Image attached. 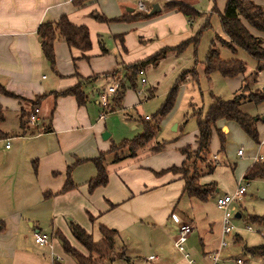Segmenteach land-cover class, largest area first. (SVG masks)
Instances as JSON below:
<instances>
[{
	"label": "crops",
	"instance_id": "0c3cea01",
	"mask_svg": "<svg viewBox=\"0 0 264 264\" xmlns=\"http://www.w3.org/2000/svg\"><path fill=\"white\" fill-rule=\"evenodd\" d=\"M177 1L194 9L198 17L188 21L181 13L165 11L167 0H152L151 5L139 1L137 8L130 6L126 0H91L81 8L74 7L72 0H0V85L6 92L18 97L0 93V264H53L54 257H58L61 264H74L70 257L62 253L61 245L56 247L53 243V238L59 240L61 236L72 247L79 248L71 236V224L84 229L94 243L102 240L100 227L117 232L114 249L117 254L123 253V257L103 262L106 264H191L189 260L194 264H212L210 255L218 249L220 241L217 249L206 251L205 248L212 245V242L210 239H200V253L192 259L189 254L185 258L174 247L179 223H175L171 216H177L180 221L192 227L187 240L191 246L195 233H198L197 222L200 221L196 219L194 206L204 202L189 199L183 193L184 182L180 175L163 172L171 167H180L183 157L178 149L184 146L195 149L197 132L192 143L177 146L172 144L173 141L164 142L160 152L155 153L146 148L134 158L124 157L114 163V154L107 153L112 145H118L110 139L113 134L106 132L105 119L101 121L99 117H94L88 106L85 107L89 102V94L97 96L114 84L111 74L119 71L122 75L124 69L120 66L140 63L164 49L170 50L171 54L155 67L145 66L138 76L137 86L141 87L137 89L138 95H142V92L146 94L147 89L154 88L153 97L158 94L165 101L176 84L181 95L187 84L197 80L199 75L205 77L204 65L210 44L215 36L224 38L222 30L213 31V25L219 23V14L223 13L228 0H222V9L216 6L218 14L212 11L216 0H207L204 9L198 7L203 0ZM251 1L261 7L260 0ZM140 3L146 13H150L155 4L160 7V12L148 19L133 21L131 18L134 15L145 13L138 9ZM93 13L107 20L121 16L130 20L98 22L92 17ZM63 16L72 24L88 29L91 49L85 53L88 59H83L79 51L70 50L62 42L56 43L55 67L52 69L42 55L37 29L41 23L56 22ZM207 20L212 30L208 31L207 49L204 42L197 60L193 42H189L180 52L174 51L181 44L191 41ZM243 24L252 35L264 40L262 33ZM218 49L223 61L239 60L237 55L242 51L238 49L232 54L223 47L218 46ZM257 65L255 61L254 68H248V74L257 73L255 88L264 93V87L261 88L258 81L264 69L257 71ZM215 75L219 74L214 73L205 78L210 80ZM78 78L85 80L82 89L87 102L82 107L76 104L73 97L55 96L75 87L79 83ZM226 79L238 82L234 97L242 87L244 76ZM148 84L153 86L148 88ZM41 95L46 97L36 108L39 111L36 125H28L27 119L21 122L20 113L29 112L30 109L27 101H34ZM212 97L225 101L211 95L208 109L213 103ZM95 103L100 107L98 97ZM244 103L253 102L242 99L240 109ZM137 106L132 109L124 105L122 110H114V113L133 120V129H138L136 120L138 116L142 117L135 111L134 107ZM255 106L264 107L263 104ZM190 110L196 123V115L204 117L207 113H203V106L192 100L188 104V112ZM133 111L137 117H133ZM146 118L149 117L143 119ZM256 119L258 132V123H264V116ZM168 120L165 117L160 125L166 124ZM173 123L176 124L173 132L183 133L184 124L170 121V124ZM215 127L210 148L213 141L219 145L217 131L222 132L226 143L231 128L240 129L237 124L223 120L217 122ZM141 132L142 126L139 134ZM159 133L160 130L157 138ZM7 143L9 148L5 147ZM263 143L264 139L260 140L258 147L264 148ZM225 145L223 152H219L220 146L217 153L212 154L210 150L213 160L221 163L219 165L225 164L224 158L218 157L219 154L225 155ZM257 151L249 155L250 162L245 171L261 155ZM104 153H107L104 165L108 182L106 186L90 191L89 183L97 176L90 160ZM119 153L126 154L125 151ZM165 153L175 154L178 161L164 167L162 164L154 165L157 164L155 161L159 159V154ZM243 155L242 152L239 157ZM77 161L80 162L76 164ZM72 166L70 179L73 187L62 191L67 182V170ZM204 179L201 180L202 184L215 182ZM215 183L217 189L210 198L216 201L222 195H218V184ZM236 213L240 217L235 219H241L242 214L239 211ZM200 223L207 224L209 228L212 226L209 220H201ZM37 231L50 237L52 250L35 244L33 235ZM232 237L233 243L243 242L239 233L232 234ZM222 250L219 253V264H235L237 259L241 260L228 257L221 262ZM79 251L83 252V249Z\"/></svg>",
	"mask_w": 264,
	"mask_h": 264
},
{
	"label": "trees",
	"instance_id": "16d2710c",
	"mask_svg": "<svg viewBox=\"0 0 264 264\" xmlns=\"http://www.w3.org/2000/svg\"><path fill=\"white\" fill-rule=\"evenodd\" d=\"M91 0H72V4L76 8H81ZM165 11H176L184 15V17L190 21L193 18L198 17V13L190 6L177 1L167 0L164 4ZM212 11L218 14L216 5L214 3ZM92 17L98 22H126L129 21L126 16H121L117 19L107 20L102 15L93 13ZM156 14L150 15L149 13H138L134 15L131 20H144L148 19ZM246 23L249 27L255 31L264 35V9L251 0H228L223 13L219 14V23L223 32L224 38L215 36L211 42L206 60H205V77L209 78L212 74L217 73L222 78H234L239 75H243L244 79L248 74L247 66L240 60L223 61L220 58L218 46L223 47L235 54L238 49L244 51L249 57L258 63L257 71L263 69L264 64V40L252 35L243 24ZM210 25L208 20L206 24L196 33L191 41L181 44L174 51H182L189 42H193L197 45L199 38L203 31L209 29ZM37 36L40 41V48L44 59L48 62L50 67H55V55L54 45L58 42L64 43L70 50L74 49L82 54L83 59H88L85 53L90 51L91 42L89 38L88 29L85 26H76L72 24L67 17L63 16L56 22H43L37 29ZM170 51L164 49L150 58L130 66H120L124 69L123 77L118 78L117 74H111L113 81L117 83L116 92L110 101V105L114 108L119 107L124 99L126 90L138 89L137 82L138 76L145 66H157L158 63L166 57V53ZM73 61H76L75 59ZM79 83L61 94H55L56 97L70 96L75 99L78 106L82 107L86 105L87 97L82 89L84 79L78 78ZM153 89L146 90V99L153 98ZM178 91V84H176L169 92L166 100L154 114L152 123L151 119H141L137 117L136 122L142 126V132L130 141H124L118 145H112L107 153H113V162H119L124 157L134 158L138 153L148 147L150 142L158 134L160 130V122L170 113L174 107L175 98ZM0 93L8 97H14L5 91L0 85ZM242 94L234 95L233 99L229 101H223L219 98L212 97L213 103L209 107L204 117L197 116V135H196V148L191 146H184L178 149V152L183 157V161L180 167H171L165 172H171L173 174L180 175V179L184 182L183 193L192 200L199 202H206L215 193L217 185L215 182L208 184H202L201 180L211 176L217 166L218 162L211 159L210 143L213 131L216 129V123L219 121L233 122L237 124L243 133L251 139L256 145H259L258 132L256 129L257 119L252 117L240 109V103L242 101ZM46 95L37 96L34 101H27L29 104V112L22 111L20 113L21 122L26 121L32 112L36 109ZM249 101L255 105L264 103L263 93L257 96H251ZM26 101V100H22ZM2 117L0 115V121ZM22 126L24 125L21 123ZM219 138V152H223L225 139L222 132L217 131ZM163 146L153 147L150 150L152 152H160ZM125 151L126 154L122 155ZM106 153V154H107ZM119 153V154H117ZM106 154H100L98 158L90 160L96 169L97 176L95 180L89 183V190L93 191L96 188L106 186L108 182V174L104 165V158ZM80 161H77L78 164ZM72 167L67 170V182L62 191L70 190L73 187L71 183L70 174ZM162 172V173H163ZM244 181H256L264 180V151L261 155V159L255 161L244 173ZM240 220H244L247 224L260 226L264 228V216H252L246 215L241 217ZM102 235V240L99 243H94L91 235H89L84 229L77 225H70V233L72 238L81 246L83 252L72 247L70 243L63 237H59V242L63 250L64 255L70 257L74 264H101L108 260L115 258H122L123 253L116 254L114 245L117 237V232L107 229L105 227L99 228ZM262 244L244 248V252L250 257L264 259V238ZM53 264H61L54 261Z\"/></svg>",
	"mask_w": 264,
	"mask_h": 264
},
{
	"label": "rangeland",
	"instance_id": "374dc122",
	"mask_svg": "<svg viewBox=\"0 0 264 264\" xmlns=\"http://www.w3.org/2000/svg\"><path fill=\"white\" fill-rule=\"evenodd\" d=\"M126 1H128L130 6H133L135 8H137V3L139 1H144V3L148 5L152 4V0H126ZM206 2L207 0H203V3L198 5V7L204 9L207 4ZM216 2H217L216 6L218 7V9H222L223 7L222 0H216ZM259 3L261 7L264 9V0H260ZM210 30L212 29L210 28L207 31L202 32L199 41L194 48L196 49L195 50L196 60L200 56V48L202 47V44H204V42L207 49V36L208 34H210L208 33V31ZM213 31H217V32L221 31V27L219 23L213 25ZM224 53H228V51H224ZM170 54H171L170 51H168L166 53V56ZM237 57L247 66V68L249 69L254 68L255 61L251 57H249L244 51H239ZM263 69H264V64H263ZM114 73L118 75V78L123 77V73L121 75V72L119 71H116ZM256 80H257L256 72L252 73L251 75H247L243 81L241 89L236 93V95L242 94L241 95L242 98L247 100L251 96H257V95L260 96L261 93H263V91L255 88ZM258 81L259 84L261 85V88H263L264 71L259 74ZM113 83L114 84H112L110 87H115V86L117 87V83H115V80L113 81ZM236 85L238 86V82L235 79L230 81L229 79L222 78L220 75H215L212 79L208 80L203 75H199L197 77V80H194L191 82V84H187L185 86V89L182 91L181 95L177 91L174 107L170 111V113L166 116V118H169L168 122L166 124L160 125V133L158 135V138L156 135L147 148L151 149L153 147H157V148L159 146L162 147L165 144L164 142H172V141H173L172 144L177 146H179L180 144L192 143L193 138L197 132V123H196V119H194L191 115L193 112L191 110L190 112H188L189 102L192 100L193 103L203 106V113H206V111H208L207 109L210 103L211 95L219 96L225 101L231 100L233 99V93L237 91L235 89ZM149 86H153V84L146 85V87L148 88ZM139 88L141 89L140 86ZM97 97L98 95L96 96V94L94 97L90 96L89 94V102L85 107L88 106V108L95 115L94 117L96 118L99 117L100 119L102 108L101 106L98 107L95 103ZM163 101H164L163 97L158 94L155 95L150 100H147L146 94H144L143 92L142 95H138L137 90L134 91L133 89H128L125 92L124 99L122 101V104L120 105V108H122L124 105L125 106L129 105L130 108L133 109V106L138 104L137 107H134L135 111L137 110V114L140 115L142 119L145 116H148L151 119L150 123H152L153 116L160 108V105ZM262 104L264 105V103ZM117 109H119V107H116L114 110ZM241 110L244 113L259 119H261L264 116V107L255 106L253 103L241 104ZM135 111H133L134 112L133 117L138 116L135 113ZM182 117L184 119L180 121ZM104 119H100V120L106 121V128H107L106 132L109 134L110 133L113 134V136H111L110 139L113 141L114 144H119L124 141H130L135 136H137L141 131L140 124L138 125V129H133L135 122L133 120H129L125 115L118 114L116 112L107 114V116ZM172 120L175 123L184 124L183 133L173 132L174 125L176 124L174 123L170 124V121ZM258 125H259L258 126L259 141L260 140L262 141L264 139V123L260 121ZM225 144H226L225 155L219 154L218 156L224 158L225 164L218 165L214 173L211 176H208L206 177V179H204L205 181L209 180V181L217 182L219 189L218 195H223V194L232 195L238 188L239 181L242 180L241 177L243 174L241 175V173H244L248 163L250 162L248 159L250 157L249 155L257 151V148L261 155H263V151H264V148L255 145L250 139H248L242 133V131L238 127H236V129H234L233 127L231 128V134L229 136V139L227 138ZM210 150L212 154L217 153V151L219 150V145L216 143V141H213ZM239 150H241L244 153L242 157H239L237 155V152ZM177 161L178 158H176L175 154L172 153H165L163 155L159 154V159L155 161L157 164L154 165L158 166L162 164V166L164 167L170 162L176 163ZM216 162L221 164L219 160L218 161L216 160ZM242 185L243 186L247 185L246 193L244 197L233 203L232 214L239 211L243 216L246 215L259 216V217L264 216V180L244 181ZM260 194H262V196ZM204 203L195 204L194 213L196 219L200 221L204 220L206 222H208L209 220V222L212 223V226H210L209 228L207 224L200 223V221L197 222L198 233H195L194 235L195 237L193 239L194 243H192L190 246V242L189 244L187 242L185 245V253L189 254L191 259L197 253H200V246H201L200 239H202L203 241L207 239L211 240L212 245L207 246L205 248L206 251H211L213 248L217 249L218 243L221 239L220 222L222 218L221 217L222 213L219 210H217L215 206V199L209 198L208 201ZM233 224L238 228V233L242 237L243 242L233 243L232 235L226 237L227 246L222 250L220 254V261L221 262L226 261L228 257H231L234 258L235 260L237 258H241L244 264H264V259L251 258L248 254L244 252L245 247L250 248V247L258 246L262 244L263 239L257 233L247 232L245 226H250L251 224H247L244 220L233 219ZM254 228L256 230H262L258 226ZM209 232H211V234ZM53 239H54L53 240L54 245L56 247L60 246L59 240L57 238H53ZM78 246H79L78 250H82L79 244ZM114 251L116 252V250ZM213 252H215V250ZM223 264H230V262H224Z\"/></svg>",
	"mask_w": 264,
	"mask_h": 264
},
{
	"label": "built area",
	"instance_id": "2783aa9c",
	"mask_svg": "<svg viewBox=\"0 0 264 264\" xmlns=\"http://www.w3.org/2000/svg\"><path fill=\"white\" fill-rule=\"evenodd\" d=\"M138 9L140 11L146 12L144 6L140 3L138 5ZM144 81V80H142ZM116 92V88L115 87H110L105 91H101L99 92L98 95V99H99V104L102 108V113L100 115V119H104L107 114L114 112V109L112 108V106L110 105V98L115 94ZM38 109H34L33 112L29 115L28 119H27V123L30 126H34L37 123V119H38ZM146 120H148V118H146ZM264 145V143L262 144ZM6 148H9V144L7 143V145L5 146ZM238 156L242 155V151L239 150L238 151ZM261 156L259 155L257 158H255V161L260 160ZM254 161V162H255ZM244 180L242 179L239 184H238V188L236 189V191L232 194V195H222L220 197H218L215 201V206L217 208V210H219L222 213V218H221V240L218 246V249L213 252L210 255V259L212 264H219V253L220 251L225 248L227 246L226 243V237L232 235V234H238V228L233 224V219H235V214H232V206L233 203L239 199H241L242 197H244L245 193H246V186H243ZM172 220L175 223H179V228H178V232L177 235L174 239V247L180 252L183 253L185 258H188L189 256L185 253V244L192 232V227L189 224H186L182 221L179 220V218L175 215L171 216ZM254 227L257 226H245L246 231L250 232V233H257L259 234V236L261 238H264V228L260 227L262 230H256ZM34 242L35 244L41 245V246H47L50 250H52V244L50 243V237L46 234H42L39 231H37L34 235ZM54 261L58 262L59 258L58 257H54ZM189 262L191 264H194V262L192 260H189ZM235 264H242V260L237 259L235 262Z\"/></svg>",
	"mask_w": 264,
	"mask_h": 264
},
{
	"label": "water",
	"instance_id": "95a60500",
	"mask_svg": "<svg viewBox=\"0 0 264 264\" xmlns=\"http://www.w3.org/2000/svg\"><path fill=\"white\" fill-rule=\"evenodd\" d=\"M159 12H160V7L157 4H155V5H153L152 10L150 11L149 14L152 15V14H156V13H159ZM260 195L262 196V194H260ZM239 217H240V214L236 213L235 214V218L238 219Z\"/></svg>",
	"mask_w": 264,
	"mask_h": 264
}]
</instances>
